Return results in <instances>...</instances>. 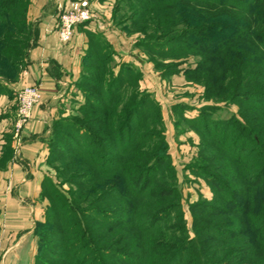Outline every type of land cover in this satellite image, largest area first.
I'll return each mask as SVG.
<instances>
[{
	"label": "trees",
	"instance_id": "trees-1",
	"mask_svg": "<svg viewBox=\"0 0 264 264\" xmlns=\"http://www.w3.org/2000/svg\"><path fill=\"white\" fill-rule=\"evenodd\" d=\"M156 1L152 12L157 17L140 21H152L153 29L162 32L157 41L181 31L223 35L218 40L223 48L206 47L208 58L199 62L197 71L217 101L247 104L240 111L244 122L238 124L247 140L230 137V127L221 138L210 129L202 132L219 146L217 159L205 165V173L198 165L192 170L210 181L214 197L192 208L194 237L187 240L186 225L166 223L175 221L181 208L180 193L167 184L175 176L167 174V167L160 173L167 156L162 155L164 140L150 133V123L144 120L137 122L136 138L130 136L129 121L144 103L135 102L122 128L110 126L105 135L85 128L102 119L98 115L123 105L124 83L129 81L121 70L100 95L84 91L86 101L80 109L90 113L88 119L77 117L75 124L54 121L47 164L58 176L67 173L77 189L69 191V200L58 195L65 201L55 206L57 197L47 193V179L42 181L41 197L50 205L44 221L37 222L35 235L40 242L41 237L57 234L54 224L75 225V240H84L104 264L106 256L116 254L121 264H264V0ZM28 5L29 0H0V76L7 79L13 74L14 80L22 64ZM164 12L170 14L168 19ZM91 24L78 26L75 33ZM93 51L89 39L83 63L99 60L91 58ZM133 242H138L139 250Z\"/></svg>",
	"mask_w": 264,
	"mask_h": 264
},
{
	"label": "rangeland",
	"instance_id": "rangeland-1",
	"mask_svg": "<svg viewBox=\"0 0 264 264\" xmlns=\"http://www.w3.org/2000/svg\"><path fill=\"white\" fill-rule=\"evenodd\" d=\"M90 1L88 0L84 5L89 7L94 17L100 24L102 23L99 27H93L92 33L88 34L94 49L91 58H99V60L89 61V59L83 63L81 75L73 84L72 97L66 101L65 109L57 120L75 124L77 117L88 119L90 113L80 109L86 101L84 91H91L95 96L100 95L113 77L123 70V78L129 81V84L124 83L125 90L121 97L123 105L104 112L105 115L104 113L98 115L102 119L86 124L85 128L90 131L93 129L103 135L108 133L110 126L112 128L115 126L116 129L122 128L127 120L124 117L132 110L135 102L144 103L140 109L134 111V116L129 121L130 136L136 138L137 122L144 120L150 123L148 131L164 140L162 155L166 153L167 156L160 173L167 167L169 168L167 174L170 177L175 176L176 180H172L173 182L168 180L167 184L175 185L180 193L181 208V214L178 210V214L173 216L179 220L176 218L174 221L171 218L165 221L167 224L186 225V239H192L194 237L192 208H197L198 205L214 197L210 181L204 174L194 173L192 168L198 165L205 173L206 166L217 159L214 157L219 151V146L212 145L202 132L210 129L221 138L226 135L230 127V137L239 138L242 143L248 138L245 131L238 129V124L244 122L240 111H244L248 107L247 104L217 101L214 92L208 91L205 81L197 71L199 62L208 58L206 47L212 48L215 44L216 51L223 48L218 46L219 43L223 45V42L218 41L223 35L215 36L212 32H208L194 36L181 31L177 35L157 41L156 39H159L157 35L162 32L153 29L152 21H140L141 18L150 20L155 16L152 10L158 4L156 0H127L123 5H121L122 0H92L93 3ZM144 1H146L145 5ZM90 5H94V8ZM163 14L167 19L170 16L168 12ZM215 41L218 43L216 44ZM96 69L100 72H95ZM10 76L14 77L13 74ZM94 82L99 83L94 84ZM21 130L16 131V134L18 135ZM64 130L66 133H72L69 129ZM208 149L210 152L206 151ZM201 152L205 156H200ZM55 161L51 162V166ZM48 167L50 170L44 177L47 179L45 185L47 193H54L53 195L57 197L55 206L58 202L63 204L65 200L63 201L60 196H66L69 200V191L77 189L76 182H69L67 173L58 176L54 168ZM88 185V182L85 183V187ZM46 202L42 222L50 205L49 200ZM71 217L73 216L71 215L69 219H72ZM4 219V213L0 212V264L7 248L14 246L18 239L9 237V240L6 239L8 225ZM36 224L30 242V260L26 258V251L19 249L18 264H104V262L99 263V255L91 250L88 251L84 240H75L78 236L75 234L78 231V228H74L75 225L70 228L65 225L61 228L54 224L52 230H57V234L41 237L39 242V237L35 235ZM125 231L133 232V230ZM67 232L69 237L61 236ZM45 239L50 241L46 242ZM133 244L139 250L138 242ZM147 246L145 244V247ZM116 255L106 256L105 263L121 264V259L118 254ZM188 255L187 250L185 257L187 258Z\"/></svg>",
	"mask_w": 264,
	"mask_h": 264
},
{
	"label": "crops",
	"instance_id": "crops-1",
	"mask_svg": "<svg viewBox=\"0 0 264 264\" xmlns=\"http://www.w3.org/2000/svg\"><path fill=\"white\" fill-rule=\"evenodd\" d=\"M87 2L29 0L20 70L14 80L0 76V212L8 225L6 239L18 238L5 251L1 264H18L19 249L25 250L30 260L32 231L42 220L47 204L41 197V185L50 170L47 156L53 123L65 109L73 84L81 75L88 31L102 25L94 17L90 26L79 27L70 42L62 43L58 37L59 16L64 9ZM35 85L42 89L40 100L17 135V92Z\"/></svg>",
	"mask_w": 264,
	"mask_h": 264
},
{
	"label": "built area",
	"instance_id": "built-area-1",
	"mask_svg": "<svg viewBox=\"0 0 264 264\" xmlns=\"http://www.w3.org/2000/svg\"><path fill=\"white\" fill-rule=\"evenodd\" d=\"M94 14L86 5L74 4L68 9H64L59 16L58 37L62 43L72 40L75 30L80 25L93 22ZM40 85L29 86L17 92V121L15 129L19 132L30 120L35 105L41 97Z\"/></svg>",
	"mask_w": 264,
	"mask_h": 264
}]
</instances>
